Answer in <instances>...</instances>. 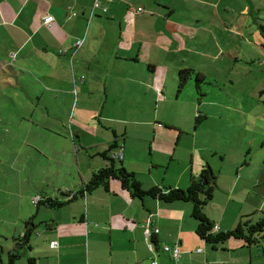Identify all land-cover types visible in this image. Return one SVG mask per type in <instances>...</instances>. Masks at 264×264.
<instances>
[{
	"label": "crops",
	"instance_id": "1",
	"mask_svg": "<svg viewBox=\"0 0 264 264\" xmlns=\"http://www.w3.org/2000/svg\"><path fill=\"white\" fill-rule=\"evenodd\" d=\"M178 1L0 0V109L8 95L16 106H22L23 97L27 105L34 106L35 98L36 105L40 104V98L36 97L38 91L47 92L50 103L59 99V94L72 95L73 91L78 92L76 104L79 94L91 100L90 107H93V99L98 98L95 102L98 117L97 113H94L95 117L83 115V122L94 125L97 133L102 126L112 135L89 145L95 151L93 156H100L115 144L112 151L123 150V167L141 179L144 189L165 186L188 189L192 177L204 168L203 158L195 160V154L191 159L178 158L176 147L179 144L173 146L168 141L165 143L168 145H164L157 138L178 133V139H181L182 129L166 125L162 126L164 130L156 125L151 128L152 122L145 115L149 113L150 105L145 107L146 102L161 107L157 96L165 95L166 84L160 90L150 81V76L157 74V68L166 70L163 65L167 54L174 57L181 52L191 54L194 48V54L198 55L197 36L192 37L198 27L176 21L175 4ZM96 2L100 7L94 10ZM148 6L150 9L146 8ZM48 16H52L53 21L44 23ZM152 17L156 22L162 20L163 24L153 23ZM78 41L82 42L80 47L76 46ZM152 53L157 54L153 57ZM174 69L181 67L174 65ZM59 75H65L67 79L69 75H75V78L72 82L64 78L63 82L70 84L58 86ZM24 80L30 81L27 86L35 83L34 89L24 90ZM40 85L41 90L38 89ZM129 100L133 101V107L128 110H137L141 114L127 119L103 118L108 103L125 111ZM61 125L65 127L64 122ZM30 126L34 128L35 124ZM40 126L45 129L50 142L65 140L71 143L54 123ZM18 127L21 125H15ZM12 131L17 134V130L14 132L12 128ZM73 135L72 139L81 142L80 129L73 131ZM155 153L164 155L169 165L155 160ZM40 155L44 160H50L44 150ZM69 155L62 159V168L53 171L60 174L59 179L47 178L46 181L44 178L46 184L42 190L27 187L32 193L31 198L23 191L20 193L19 222H27L26 230L15 243L20 244L21 249L29 248L20 256L27 264L30 258L34 259V264H152L154 259L158 264H264V258L255 259L252 247L244 246L239 240H230L222 247H208L196 234L197 223L192 218L191 204H165L149 197L134 199L117 181L111 184L108 192L98 189L58 209L34 203L42 195L62 199L60 191H80L82 184L107 164L104 159H95L92 165L83 168L85 163H81L80 153L73 154L74 157ZM70 158H73L71 164ZM174 161L178 168L168 177ZM240 163L244 167L247 162ZM258 186L254 184L253 187ZM230 197L232 200V193ZM24 200L28 208H24ZM242 210L241 207L235 212L234 224ZM226 214L223 211L220 218H213L218 219L221 230L224 225L227 230L232 229V221ZM150 218L160 229L153 239L146 236L143 227ZM4 237L9 240L8 236ZM174 245L181 250L177 262L163 252L164 246ZM4 248L9 250L8 246ZM2 252L0 258L7 264L8 256ZM18 261L15 264H22Z\"/></svg>",
	"mask_w": 264,
	"mask_h": 264
},
{
	"label": "rangeland",
	"instance_id": "2",
	"mask_svg": "<svg viewBox=\"0 0 264 264\" xmlns=\"http://www.w3.org/2000/svg\"><path fill=\"white\" fill-rule=\"evenodd\" d=\"M146 8L150 9L149 6ZM175 9L176 21L198 27V31L192 32L193 39L195 34L197 36L198 55L194 54V48L191 54L181 52L176 57L167 54L163 65L166 70L157 68V74L150 76V81L160 90L166 84L165 95L157 96L161 107L146 102L145 107L148 103L150 105L149 113L145 115L152 122L151 128L155 125L158 128L164 125L181 128V139H178V133H170V137L159 136L157 141L164 145H168L165 144L168 141L173 146L179 144L176 147L178 158L191 159L195 154V160L203 158L204 167L212 170L216 186L213 199L206 207L211 219L220 218L224 211L232 221V229L243 216H246L245 221L256 222L261 211L264 212V36L260 28L264 25V0H179ZM159 23L163 24V21L156 22ZM156 54L152 53L153 57ZM174 65L181 69L175 70ZM180 70H194L195 73L178 92ZM198 74L205 77L201 88L203 97L196 85ZM59 76L58 86L63 83L67 86L75 78V75H69L68 79L65 75ZM64 78L70 82H63ZM28 83L29 80H24V90H33L35 83L27 86ZM78 84L80 87V81ZM41 85L45 88L44 84ZM36 97L40 98V104L36 105L35 98L34 106L27 105L23 97L22 106H16L8 95L0 109V234L5 233L9 239L0 235V253L5 246L9 247V251H15V239L26 230L27 221L19 222L20 193L23 191L30 197L32 193L27 187L35 186L42 190L47 178L59 179L60 174L53 171L62 168L67 154L75 156V153H80V161L85 163L83 168L92 165L95 159H103L93 156L95 151L89 145L112 135L102 126L97 133L94 125L83 122V115L95 117L98 98L93 99V107H90L91 100L81 94L76 104L78 92L75 91L72 95L59 94V99L52 103L48 102L50 95L45 91H38ZM10 106L13 108L10 109ZM132 107L131 100L127 102L125 111L110 102L103 118L127 119L141 114L137 110H128ZM81 108L84 110L81 111ZM198 114L203 118L197 124ZM47 122L54 123L55 128L59 127L71 143L65 140L50 142L45 129L40 126ZM63 122L65 127L61 125ZM31 123L35 124L34 128ZM17 124L21 128H15ZM12 128L14 132L17 130V134ZM48 128L54 130L52 126ZM77 129L82 133L81 142L77 138L72 139L73 131ZM43 150L50 155V160L41 158ZM156 153L155 160L169 165L164 155ZM242 161H246L247 165L243 167ZM72 162L73 158H70V164ZM116 164L121 166L120 162ZM177 168L174 161L168 177ZM254 184L259 186L254 188ZM230 193L233 194L232 200ZM25 201L24 208H28ZM241 207L242 215L234 224L235 212ZM213 220L219 226L218 219ZM226 228L224 225L223 231H229ZM263 248L264 237L258 245L252 246L255 259L264 258ZM26 249L29 250L27 246L20 249V254ZM245 250L249 251L248 248ZM18 263L27 264L26 259H19Z\"/></svg>",
	"mask_w": 264,
	"mask_h": 264
},
{
	"label": "trees",
	"instance_id": "3",
	"mask_svg": "<svg viewBox=\"0 0 264 264\" xmlns=\"http://www.w3.org/2000/svg\"><path fill=\"white\" fill-rule=\"evenodd\" d=\"M263 36H264V25L260 26ZM192 73H195L194 70H180L179 80H178V92L184 88L187 83V80L190 79ZM196 85L199 90L200 96H204L202 93V85L205 84L204 75H196ZM201 114H198L196 118L197 124L202 120ZM205 118V117H204ZM74 136V135H72ZM116 148V145L113 144L107 151L100 154V156L107 162V164L98 171H95L87 182L82 184V188L78 192H73L71 189L67 191H60L62 199H53L42 195L40 200L37 202L38 205H42L50 208H61L64 205L70 203L72 200L78 198H85L88 194L95 192L98 189L105 191H110L111 184L116 181L120 183L121 188L131 197L138 200H143L146 197L159 200L165 204H172L176 202H185L192 205V218L197 222L196 234L198 237L203 240L208 246L212 248H217L220 245L226 244L230 240H239L243 242L244 246L252 247L260 243L261 239L264 237V212L261 211L260 218L254 222L252 220H244L246 216H243L238 225L229 231H223L217 223L212 220L206 212V207L209 202L213 199L214 188L216 186V177L212 173L211 169L203 168L199 175L193 176L191 179L190 186L188 189L183 190L180 188L172 187H154L150 190L144 189L143 183L139 177L134 173L128 172L122 165V160L114 159L113 154L119 152H113ZM116 162H120L121 166L118 167ZM247 165V163H246ZM149 225L151 229V234L149 239H153L155 235L160 233V229L153 224L152 218L143 224ZM145 229V228H144ZM155 229H158V232L155 233ZM22 242V241H20ZM153 246V240L150 242ZM153 248V247H152ZM169 248V250H166ZM180 247L178 245L174 246H164L163 252L168 253L171 257V260L177 262L181 258L176 259L174 257V251ZM7 254V252H6ZM8 260L7 264H15V262L20 259V252L11 251L7 254ZM29 264H34V259H29ZM157 262V260H153ZM152 262V263H153ZM0 264H3L2 259L0 258Z\"/></svg>",
	"mask_w": 264,
	"mask_h": 264
},
{
	"label": "built area",
	"instance_id": "4",
	"mask_svg": "<svg viewBox=\"0 0 264 264\" xmlns=\"http://www.w3.org/2000/svg\"><path fill=\"white\" fill-rule=\"evenodd\" d=\"M100 7L99 3L96 2L95 3V6H94V10L98 9ZM139 11H141V9H139ZM53 17L52 16H48V17H45L44 18V23H50L51 21H53ZM82 44L81 41H78V43L76 44L77 47H80ZM112 157L114 159H118V160H123L124 158V153H123V150H120L119 152L115 153L112 155ZM40 200V197H37L35 200H34V203H37L38 201ZM145 228V233H146V236L149 237V235L151 234V229L149 227V225H145L143 226ZM158 232V229H155V233ZM166 250H169V248H166ZM174 257L176 259H178L180 257V250L178 248L175 249L174 251ZM152 264H157V262H153Z\"/></svg>",
	"mask_w": 264,
	"mask_h": 264
},
{
	"label": "water",
	"instance_id": "5",
	"mask_svg": "<svg viewBox=\"0 0 264 264\" xmlns=\"http://www.w3.org/2000/svg\"><path fill=\"white\" fill-rule=\"evenodd\" d=\"M21 248H22L21 245L18 244V245L16 246V249H15V250H16L17 252H19V250H20ZM2 251H3L2 253H4V252H8L9 250H7V249H5V248L3 247ZM9 252H11V251H9ZM3 264H4V263H3Z\"/></svg>",
	"mask_w": 264,
	"mask_h": 264
}]
</instances>
